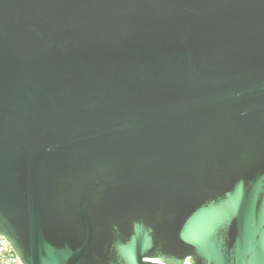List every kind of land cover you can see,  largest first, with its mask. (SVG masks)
Segmentation results:
<instances>
[{
  "label": "water",
  "instance_id": "95a60500",
  "mask_svg": "<svg viewBox=\"0 0 264 264\" xmlns=\"http://www.w3.org/2000/svg\"><path fill=\"white\" fill-rule=\"evenodd\" d=\"M0 235L22 264H264V0H0Z\"/></svg>",
  "mask_w": 264,
  "mask_h": 264
},
{
  "label": "built area",
  "instance_id": "2783aa9c",
  "mask_svg": "<svg viewBox=\"0 0 264 264\" xmlns=\"http://www.w3.org/2000/svg\"><path fill=\"white\" fill-rule=\"evenodd\" d=\"M0 264H22L9 243L0 235Z\"/></svg>",
  "mask_w": 264,
  "mask_h": 264
}]
</instances>
